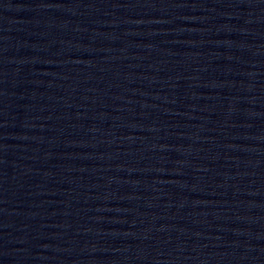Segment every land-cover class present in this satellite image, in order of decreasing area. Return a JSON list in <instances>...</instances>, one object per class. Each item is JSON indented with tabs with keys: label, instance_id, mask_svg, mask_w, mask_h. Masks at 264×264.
I'll list each match as a JSON object with an SVG mask.
<instances>
[{
	"label": "water",
	"instance_id": "95a60500",
	"mask_svg": "<svg viewBox=\"0 0 264 264\" xmlns=\"http://www.w3.org/2000/svg\"><path fill=\"white\" fill-rule=\"evenodd\" d=\"M0 264H264V0H101L0 199Z\"/></svg>",
	"mask_w": 264,
	"mask_h": 264
}]
</instances>
